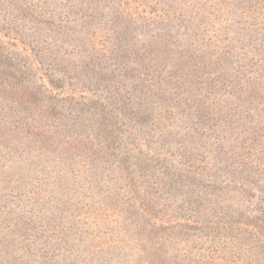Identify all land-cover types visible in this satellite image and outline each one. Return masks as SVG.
<instances>
[{
  "label": "trees",
  "instance_id": "trees-1",
  "mask_svg": "<svg viewBox=\"0 0 264 264\" xmlns=\"http://www.w3.org/2000/svg\"><path fill=\"white\" fill-rule=\"evenodd\" d=\"M67 1L70 0L50 3L49 8L37 13L36 22L55 28L62 35L70 30V22L81 28L91 25L108 29L106 33L111 40L107 46V40L96 37V28L92 30L90 36L104 48L103 53L92 58L88 51L89 63L70 76L78 81H94L95 87L90 88L88 84L80 88L81 84L70 80L65 87L49 79L43 83L45 73L52 74L49 70L53 64L47 60V47L38 48L35 41H25L21 36L25 30L19 25L20 20L25 17L31 21L29 16L22 15L24 5L13 7L18 12L16 15L0 10V35L7 37L15 33V37L21 38L22 47L30 50L29 55L18 60L14 53H6L0 39L3 52H0V99L8 98L9 102L14 101L28 110L25 123L9 121L0 114V141L10 146V138L21 141L44 133L54 134L56 130L53 133L45 126L63 125L73 130L70 135L74 148L71 149L93 158L101 171L107 170L99 195L117 202L114 206L117 212H112L114 217L125 213L137 221V230L161 236L174 255L169 260L171 264L176 257V264L211 263L210 259L198 260L191 256L196 251L195 245L180 246L181 242L176 240L179 236L198 235L203 228L214 237L222 230L226 239L221 236L219 242L223 243L225 252L229 250L233 254V249H243L240 261L233 259L227 264L264 263V0H76L73 10L60 11L58 7ZM124 15L134 18L133 22L139 19L152 26V30L126 37L121 27ZM258 15L261 21L257 20ZM195 16L199 18L197 21L191 19ZM212 16L221 25L207 29L206 23ZM42 43L46 44L44 40ZM130 73L141 83L139 94L135 92L136 87L129 91L124 86ZM227 86H232L234 91ZM157 90L161 94L158 98L171 100L172 104L164 106L163 114L151 112L145 117L153 115L150 122L167 120L168 107L187 110L186 116L196 120L199 131L213 136L210 134L220 122L216 117L219 115L223 120L218 135L213 136V144L221 142L217 145L220 149L210 150L213 144H209V154L203 157L205 161L199 160L200 165L182 163L185 172H177L182 185L189 191H223L222 183L226 182L231 188L243 190L251 202H258L257 208L238 212L234 219L231 213L220 212L215 216H222L218 222H208L207 211L181 198V191L170 182L169 171L176 165L166 162L164 150L151 148L144 135L140 138L143 149L140 142L120 137L123 126L138 125L135 118L152 111L148 98ZM235 93L252 97L253 101H240ZM52 94H63L65 98L58 102ZM211 97L219 99L215 102L217 108L205 106ZM187 99L193 104L195 101L202 104L192 108ZM64 101L68 106L62 105ZM238 109L246 111L247 125L239 121L240 112L229 113ZM204 112L208 113L207 121ZM47 120L49 123H45ZM105 124L109 129H116L119 136L109 132ZM146 125L148 122L139 131L145 132ZM158 130L153 128L156 135ZM229 130L231 136L219 134ZM22 131L29 135H21ZM245 187L255 188L257 192Z\"/></svg>",
  "mask_w": 264,
  "mask_h": 264
},
{
  "label": "rangeland",
  "instance_id": "rangeland-1",
  "mask_svg": "<svg viewBox=\"0 0 264 264\" xmlns=\"http://www.w3.org/2000/svg\"><path fill=\"white\" fill-rule=\"evenodd\" d=\"M57 1L60 0H44V2L42 0H0V10H6L8 13L16 15L18 12L13 7L18 8L17 6L24 5L22 15L29 16L31 21L22 16L23 20H20L19 25L24 28L25 34L21 33V36L25 41H35L34 45L38 48L47 47L49 51L47 60L53 64L52 69L49 70L52 74L45 73L47 76H43V83L49 79L57 86L65 87L70 80L77 85L81 84L80 88L88 84L90 88H94V81H78L70 76L81 70L82 65L89 63V52L92 58L95 55L101 56L103 53L102 49L104 48L90 36L92 30L96 28L94 29L97 32L95 33L96 37L104 42L107 40L105 43L107 46L109 45L108 41L111 40L106 33L108 29H103V31L97 26L90 27L91 25L81 28L70 22V30L62 35L61 32L56 33L55 28H46L38 24L36 22L37 13L49 8L50 3ZM35 4L38 6L35 7ZM62 5L64 6L58 7L60 11H69L73 10V6L77 3L76 0H70ZM173 6L175 7L174 4ZM38 7H42V9ZM9 17L12 16L9 15ZM121 17L124 18V24L121 27L126 31V37L135 36L136 32L147 33L152 30L150 28L152 26H147L139 19L133 22L134 18L129 15ZM253 17L255 16L253 15ZM191 19L197 21L199 18L195 16ZM257 20H262L260 15L257 16ZM220 25H218V20L212 16L206 23V28H219ZM15 36V33H11L7 37L0 35V39H2L6 53L8 55L14 53L16 59L19 60V58L29 55L30 50L29 48L24 49L20 44L21 38ZM42 40L46 44L42 43ZM135 44L138 45L137 42ZM1 49L0 52H2ZM130 75L125 78V82L123 81L124 86L129 91L134 86L136 87L135 92L141 93V83L138 82V77L134 76V73H130ZM35 79L39 81L37 76H34ZM94 79H98V77ZM226 88L234 91L232 86ZM63 94L52 95L59 102L60 99L65 98ZM158 95L161 96L158 90L155 94H150L148 104L152 111L137 116L135 120L138 125L123 126L120 137L123 140L140 142L143 149L144 146L140 138L144 135L147 136L146 142L152 146L151 148L164 150L162 154H165L166 162L176 165L172 172L169 171L171 173V176L169 175L170 182L178 191H181V198L185 197L193 207L207 211L208 222H218L222 216H215L220 212L231 213L232 219H234L238 216V212L257 208L258 202H251L243 190L238 187L231 188L229 183L226 185V182L222 183L223 191H189L182 185L183 180L177 172H185L182 163L197 166L200 165L199 160L205 161L203 157L209 154L208 146L209 144L212 146L213 138L218 135L217 130L223 125V120L218 115L222 110L216 117L220 121L219 125L214 126L215 129L210 134L213 137L209 136L206 131L204 133L199 131L200 125L195 124V119L186 116L187 110H172L168 107L166 111L170 110V112L167 114L169 116L167 120L150 122L155 113L157 114L159 111L163 114L164 106L172 104L171 100L160 99L157 97ZM234 95L240 101H253L252 97L245 94L235 93ZM6 99H0V114L3 115L1 118L25 123L28 110L26 111L23 105L14 101L9 102L8 98ZM46 99L52 101L49 98ZM217 100L219 99L211 97L205 106L217 108L215 105ZM186 102L192 108L196 107V104H202L201 101H195L196 104H193L188 99ZM62 105L68 106V103L64 101ZM41 109L45 110L46 108ZM234 111L241 113L239 121L247 125V119H244L246 111L238 109L231 110L229 113ZM151 112L153 115L150 118H145ZM203 114L207 121L208 113L204 112ZM223 114L229 117L227 112H223ZM147 122L148 129L145 132H140L143 124ZM45 123H49V121L47 120ZM153 125L159 128L158 135L153 132ZM41 126L43 125L41 124ZM45 127L53 133L55 130L56 132L32 136L27 139L28 142L25 140L26 138L22 139L24 141L10 138L9 140L12 141L9 143L10 146L4 141H0V264H171L169 260L174 255L161 236L154 237L150 233L137 230L135 224L137 221L125 213L119 218L114 217L112 212H117V208L114 207L117 202H111V200L105 199V196L99 195V189L105 183L104 176L108 175L107 170L101 171L96 167L99 163L93 158L90 159L88 155L79 153V150L76 152L71 149L74 148L70 135L73 130L63 128V125ZM104 127L109 132L119 134L116 129L106 127V124ZM105 128L102 127V129ZM125 129L126 131H124ZM59 132L60 134L57 135ZM219 134L227 137L231 136V131ZM21 135L29 134L22 131ZM218 143L221 142L217 141L210 150L220 149L217 147ZM223 144L226 146V143L223 142ZM128 146L133 147L131 144ZM210 165L214 171L212 163ZM247 188L245 187V190ZM248 189L254 193L257 192L255 188ZM225 218L227 221L228 218ZM221 236L224 237L222 230L214 237L207 228H203L198 235L190 238L179 236L180 239L176 238V240L181 242L180 246L195 245L196 251L195 253L192 251L191 256L198 260L210 259V264H227L233 259L240 261L244 256L243 249H233V254H229V250L225 252L223 243L219 242ZM229 239L237 242L236 238L229 236ZM239 255H241L240 258H234ZM216 257H218L217 261ZM177 262L178 257L175 258L174 264ZM260 264L264 263L260 262Z\"/></svg>",
  "mask_w": 264,
  "mask_h": 264
}]
</instances>
